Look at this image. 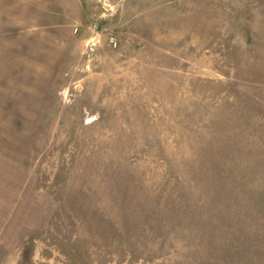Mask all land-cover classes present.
Instances as JSON below:
<instances>
[{"label":"rangeland","instance_id":"374dc122","mask_svg":"<svg viewBox=\"0 0 264 264\" xmlns=\"http://www.w3.org/2000/svg\"><path fill=\"white\" fill-rule=\"evenodd\" d=\"M0 264H264V0H0Z\"/></svg>","mask_w":264,"mask_h":264}]
</instances>
